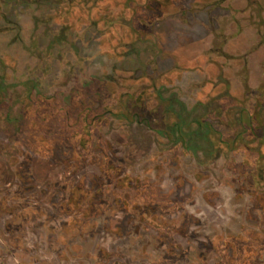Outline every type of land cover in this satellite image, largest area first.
Masks as SVG:
<instances>
[{
  "label": "rangeland",
  "instance_id": "obj_1",
  "mask_svg": "<svg viewBox=\"0 0 264 264\" xmlns=\"http://www.w3.org/2000/svg\"><path fill=\"white\" fill-rule=\"evenodd\" d=\"M226 83L264 102V0H0V264H264V146L152 127Z\"/></svg>",
  "mask_w": 264,
  "mask_h": 264
},
{
  "label": "trees",
  "instance_id": "obj_2",
  "mask_svg": "<svg viewBox=\"0 0 264 264\" xmlns=\"http://www.w3.org/2000/svg\"><path fill=\"white\" fill-rule=\"evenodd\" d=\"M159 98L161 107L158 113L163 120L159 124L153 123L152 127L186 151H202L218 159L223 150L231 152L241 147L249 148L253 143L258 148L264 146L263 100L256 101L252 109L245 101H237L231 96L228 83L223 95L198 103L202 107L201 113L190 111L184 103L173 97H164L161 92ZM228 100L230 103L224 102ZM238 102L242 103L241 106ZM139 113L137 110L134 116Z\"/></svg>",
  "mask_w": 264,
  "mask_h": 264
}]
</instances>
